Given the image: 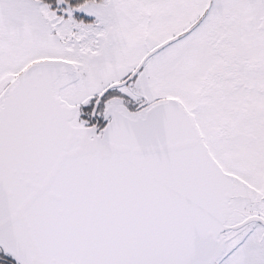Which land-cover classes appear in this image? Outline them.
<instances>
[{"label":"snow or ice","instance_id":"1","mask_svg":"<svg viewBox=\"0 0 264 264\" xmlns=\"http://www.w3.org/2000/svg\"><path fill=\"white\" fill-rule=\"evenodd\" d=\"M0 264H264V0H0Z\"/></svg>","mask_w":264,"mask_h":264}]
</instances>
